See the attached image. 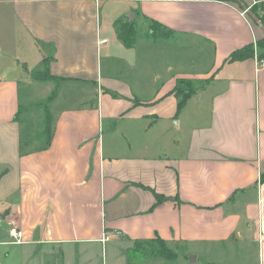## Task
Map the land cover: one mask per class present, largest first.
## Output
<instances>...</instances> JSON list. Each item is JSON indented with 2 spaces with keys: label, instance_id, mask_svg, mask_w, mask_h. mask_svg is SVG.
I'll return each mask as SVG.
<instances>
[{
  "label": "crops",
  "instance_id": "0c3cea01",
  "mask_svg": "<svg viewBox=\"0 0 264 264\" xmlns=\"http://www.w3.org/2000/svg\"><path fill=\"white\" fill-rule=\"evenodd\" d=\"M10 2L32 59L0 77V264H130L157 239L173 262L264 264V0ZM22 82L57 90L50 136L51 93L23 101Z\"/></svg>",
  "mask_w": 264,
  "mask_h": 264
},
{
  "label": "rangeland",
  "instance_id": "374dc122",
  "mask_svg": "<svg viewBox=\"0 0 264 264\" xmlns=\"http://www.w3.org/2000/svg\"><path fill=\"white\" fill-rule=\"evenodd\" d=\"M26 27L23 26L22 21L15 12L14 3L10 0H0V77H15L19 76L21 73L26 74L25 62L28 58L32 59L30 48L25 46V41L23 39V32H25ZM26 40V38H25ZM21 94L22 100L24 98L32 99L34 97L35 101H41L44 98L42 95L50 94L51 89L48 90V85L45 84L40 88L28 87L23 82L21 83ZM66 89H63L62 95ZM45 95V96H46ZM61 95V96H62ZM28 98V99H29ZM42 110H35L34 114L37 115ZM38 120L35 118L30 129H35ZM37 128V127H36ZM161 244L156 240L153 243L150 242H139L135 244V247L131 250L129 254L130 264H177V263H187L193 264L191 257L182 255L183 260L173 262V259L165 258L163 256ZM228 250V251H227ZM225 252V263L223 264H255L256 257L254 248L241 250V248H231L227 249ZM161 254V255H159ZM104 251L102 253L101 248L98 249L97 258L94 259V264H103ZM202 261V260H201ZM201 264V263H199Z\"/></svg>",
  "mask_w": 264,
  "mask_h": 264
},
{
  "label": "trees",
  "instance_id": "16d2710c",
  "mask_svg": "<svg viewBox=\"0 0 264 264\" xmlns=\"http://www.w3.org/2000/svg\"><path fill=\"white\" fill-rule=\"evenodd\" d=\"M254 10H257L255 7H253ZM262 21L264 22V19L261 18ZM156 32L154 33L155 36L158 37H162V36H170L172 34L171 30H167L164 27H159L155 30ZM120 37L124 39V41L126 42V44L128 46H132L134 41H135V30L133 25L129 26L127 24H125L122 28H121V32H120ZM260 46L263 45V42L260 41ZM254 54V49L253 46L251 45L250 47H246L243 50H238L235 52V54H233L232 59L233 60H237V58H246L249 57L251 55ZM53 79H56V77H52ZM56 80H60V79H56ZM177 95H181L182 99H180L179 104H178V109L182 108V106L185 104V102L187 101V99L191 96V94L193 93L194 90H192V86H191V82L186 81V80H181V82L178 84L177 86ZM57 94V90H55L54 92L51 93V95L47 98L46 101V126H47V135L50 136V126H51V120H52V114L49 110L48 107V103L55 97V95ZM23 109V108H22ZM159 244H161L162 247V252H163V256L165 258H175L177 256V254L172 251L171 249L167 248V244H165V242L161 239H157L156 240ZM131 252V250H130ZM161 255V254H159Z\"/></svg>",
  "mask_w": 264,
  "mask_h": 264
},
{
  "label": "built area",
  "instance_id": "2783aa9c",
  "mask_svg": "<svg viewBox=\"0 0 264 264\" xmlns=\"http://www.w3.org/2000/svg\"><path fill=\"white\" fill-rule=\"evenodd\" d=\"M247 13V10L243 12V14ZM106 42V39L104 40ZM257 64L259 65V68H264V59H258ZM11 234L14 237L13 242L16 244H21L25 241V234L24 231L20 228L17 227H12L11 228ZM108 239V236H105L104 240Z\"/></svg>",
  "mask_w": 264,
  "mask_h": 264
},
{
  "label": "water",
  "instance_id": "95a60500",
  "mask_svg": "<svg viewBox=\"0 0 264 264\" xmlns=\"http://www.w3.org/2000/svg\"><path fill=\"white\" fill-rule=\"evenodd\" d=\"M245 9H246L247 11H249V9H248L246 6H245ZM249 14H252L253 18L256 19V20L259 22L260 27H261L262 30L264 31V24H263L262 20L259 19L258 16H256L251 10L249 11ZM190 257H191L192 259H195L194 256H190Z\"/></svg>",
  "mask_w": 264,
  "mask_h": 264
}]
</instances>
